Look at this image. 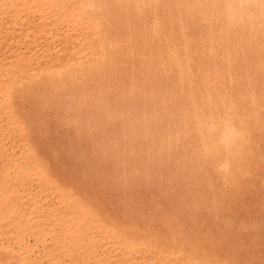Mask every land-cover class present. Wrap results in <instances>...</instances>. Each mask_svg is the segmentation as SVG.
<instances>
[{"label":"bare ground","instance_id":"obj_1","mask_svg":"<svg viewBox=\"0 0 264 264\" xmlns=\"http://www.w3.org/2000/svg\"><path fill=\"white\" fill-rule=\"evenodd\" d=\"M59 39L63 43L78 41L77 45L68 47L71 57L61 65L46 63L36 70L31 68L30 58L34 60L36 56H45L44 48L43 51L39 48L41 43L56 44L55 40ZM37 40L38 45L32 47V43L36 44ZM21 44L26 45L22 53L19 47ZM60 45L55 48L59 50ZM49 51L53 52V49ZM8 53L11 56H7ZM38 90L41 91L43 100H38L39 96L37 100L43 105L47 103L48 97L55 100L67 98V105L63 107L65 116L74 115L70 118L74 129L84 137L88 136L97 150L100 148L101 151L96 152H102L109 160L114 159L115 168H112V173H109L110 169L109 175H105L110 183H123L121 187L126 188V195H135L134 188L139 181L146 184L172 183L170 186L173 189L182 191V196H177L178 201L176 199L177 206H181L182 211L186 208L190 211L201 209L200 205L203 202L206 204L209 199L213 205L217 200L215 194L220 195L216 193L219 185L216 188L215 185L223 183L219 197L225 196L226 199L228 195L225 194H228V189L235 183L247 184V178L254 172L253 163L257 160L255 155L258 154L255 151L258 152L259 147L255 149L260 141L255 142V134H258L255 132L260 127L262 132L264 126V0H0V158L7 165V169L0 171V264H230L228 260L223 261L222 257L227 256L231 262L230 255H234V252L230 253V257L224 252V256L220 257L222 261H217L212 252V256H209L210 253L201 254L193 240L194 236L192 238L190 235L191 231L185 229L187 226L182 219H178L180 217H175L177 213H160L162 208H159L163 207L164 202L159 199L161 204L157 200L153 201L158 203L155 207H159V204L160 207L150 215L156 216L159 221L157 223L163 227V230L159 227L162 232L151 231L153 228L149 230L153 221L150 217L149 225L150 220H146L149 218L148 213L146 219L142 215L134 218L130 215L131 219L125 217L124 220L129 219L124 223L118 222L115 217H121L119 213L114 218L104 215L92 206L95 202L90 205L86 197L75 193L71 187L67 188L69 185L64 187L62 183L59 184V180L56 183L54 177L58 175L52 177L54 173L49 168L46 170L52 176L46 172L40 162L42 157L38 158L34 152L36 146L34 148L31 139H27L30 135L23 133L24 137L18 142L22 147L15 150V142L10 143V132H29L26 123L33 116L29 115L31 117L25 123V118L21 116L23 112H18L22 109L21 104L15 105V100L17 98L28 102L26 97L33 98ZM60 104L62 102L57 103L61 106ZM14 105L19 108H14ZM57 107L54 109H58ZM28 110L25 112L28 113ZM104 120L117 121L118 123L114 122L119 128L115 126L118 129H110L111 133L107 135L102 128ZM34 125L36 122L32 127ZM38 126L33 128L36 130ZM260 147L263 150L261 145ZM261 151L259 149L258 153L261 154ZM1 165L3 166L2 163ZM255 174L259 175L257 172ZM210 175H214L215 181ZM250 178L249 183L252 182ZM161 186L164 187L160 185V188ZM115 187L119 189V186ZM136 188L139 190L141 187ZM149 190L147 195L152 192ZM176 190L174 195L180 193L179 190L176 193ZM47 193L55 194L59 206H64V210L43 212L40 200ZM86 194L88 193L84 195ZM147 195L144 193L142 198L146 199ZM209 195L213 196L210 198ZM237 195L240 197V192ZM253 195L251 198H254ZM224 198L218 201L221 202ZM167 199L170 200L169 193ZM164 200L166 201L165 197ZM172 202L174 203V199ZM219 202L218 206H222ZM248 202L251 203V200ZM146 206L150 205L146 203ZM231 206L234 205L228 207ZM101 209L105 211L102 207ZM131 210L133 213V209ZM240 210L237 209V213ZM149 211L151 213L152 210ZM243 211L240 216L248 215ZM143 213L146 214V211ZM196 214H199L198 210ZM196 214L195 217L191 215L192 221L199 217ZM252 215L249 216H255ZM237 218L239 217L235 219ZM207 219L205 224L208 223ZM255 219L253 221L258 222V218ZM248 220H251L250 217ZM241 221H245V218L239 220ZM50 223L58 226L57 232L49 226ZM193 223L196 225V222ZM209 224L206 225L209 227ZM236 224L237 222L234 223ZM190 227L191 224L187 228ZM209 228L206 232L211 231ZM241 228L242 226L239 230ZM191 229L193 234L198 233L194 232L193 226ZM231 229L228 230L232 231ZM259 230L261 232L260 228L257 231ZM212 233L209 234L213 235ZM27 236L33 237L35 245H42L43 255L40 258L32 253L34 246L25 243ZM46 237H49L50 245H46ZM197 240L201 241L200 238ZM218 240L224 242L222 238ZM228 242H237V239ZM211 243L209 246L213 245ZM254 243L250 245L253 246ZM96 244L101 248L99 253L96 251ZM215 244L213 246H217ZM246 245L248 249V244ZM203 247L207 246L204 244ZM245 247L243 254L247 250ZM260 252L262 254L263 251ZM235 256L240 261L241 258ZM242 259L244 261V257ZM238 260L234 259L232 262L236 261L238 264Z\"/></svg>","mask_w":264,"mask_h":264},{"label":"rangeland","instance_id":"obj_2","mask_svg":"<svg viewBox=\"0 0 264 264\" xmlns=\"http://www.w3.org/2000/svg\"><path fill=\"white\" fill-rule=\"evenodd\" d=\"M55 41H57L56 42V44L58 45H60V43H61V45H60V48H59V50H58V48H55V47H59V45L57 46L56 44H54L53 42L52 43H49L48 44V42L47 43H41V45L42 46H39V48L42 50L43 48H44V51H43V53H44V57H39V56H36V57H34V60H32V58H30L29 60V65H30V67L31 68H33V69H38V68H41V67H43V66H45L46 65V63L47 64H49V63H53V64H55V65H61L62 63H65L66 61H67V59L69 58V57H71L70 55H71V50L69 49V48H71V47H73L75 44L77 45V43H78V41L76 40H69V41H67V42H65V43H63V42H61L62 40L61 39H59V40H55ZM71 41V42H70ZM38 42H39V40H37L36 41V44H34V43H32L31 45H32V47H36L37 45H38ZM58 42H60V43H58ZM68 42H70V43H68ZM63 43V44H62ZM53 44V45H52ZM50 45V46H49ZM56 45V46H55ZM25 46L26 45H19V47H21V49H22V51H21V49H20V53H22L23 52V49L25 48ZM44 46V47H43ZM49 46V47H48ZM54 46V47H53ZM64 46V47H63ZM34 47V48H35ZM45 47H47V49H45ZM67 47V48H66ZM69 47V48H68ZM53 49V52L51 51H49V50H52ZM54 49H55V51H54ZM25 51V50H24ZM67 51H68V53H67ZM58 52H60V54H58ZM67 54H68V56H67ZM7 56H11V53H8V54H6ZM25 55L27 56V54L25 53ZM52 57H51V56ZM53 56H55V57H53ZM61 56V57H60ZM60 57V58H59ZM65 59H64V58ZM40 58V59H39ZM47 58V59H46ZM38 61H37V60ZM32 60V61H31ZM43 60V61H42ZM65 60V61H64ZM36 62V63H35ZM42 63H44V65H41ZM35 64V65H34ZM37 65V66H36ZM41 91L40 90H38V92L36 91V99H35V101H34V99L33 98H35V96L33 95V98H32V96H30V97H26V98H28V102L24 99V101H26V102H23L22 100L20 101L19 99H17L16 98V100H15V105L17 104V105H19L20 106V104H21V106H20V108H22V109H20V111H18L19 113H21V112H23V113H21V116L23 117V119L25 118V123L30 119V117L33 119H30L28 122L30 123V126L31 127H29V123H26V127H27V125H28V129H27V131H29V132H19V131H11L10 132V135H9V139H10V143H13V142H15V144H14V146H15V150H19L20 148L19 147H22V144H19L20 143V138H23L24 137V134L23 133H27L28 135H30V136H32V138L30 137V136H28L27 137V139L28 140H30L31 139V144L34 146V148H35V146H36V149H35V154L38 156V158H41L40 159V162L42 163V165H43V167H44V169L46 170V168L48 169L49 168V170L52 172V173H54L53 174V176L52 175H50V171L49 170H46V172L48 171V174H49V176H52V177H54V176H57V177H54V181H56V183H58V180H59V184H61L62 186L64 185V187H67L68 185H69V187H67V188H70V189H72V191H75V193L77 192V193H79V195H81V196H83V197H86V199H87V202H89L90 203V205H92V203H94L92 206L93 207H95V209L98 211V210H100L99 212L100 213H102V214H104V215H109L110 217H112V218H114L116 215H118V213L120 214V215H122L121 217L118 215L117 217H115V219L118 221V222H121V223H124L123 221H125V220H128L129 218H130V215H131V218H134L135 216H140V217H142L143 216V218L145 217V219L146 218H148V219H146V220H150V217H151V220L153 221V225H152V223H151V220H150V222H149V225H150V223H151V227L149 228V230H151L152 228V230L151 231H154V232H160L159 230H163V227L161 228V226H160V224H158L159 223V221H158V219L156 220V216L154 217L155 219H152L153 217L150 215V214H154V212H155V209L156 208H159L160 207V202H164V203H162V205H163V207H160L159 208V210L162 208V210H160L161 212V214H163V215H166V214H176L177 213V216H175V217H180V218H178V219H182V222L187 226V227H189L190 226V224H191V227L190 228H187L186 226V230H188L189 229V231H191L190 232V235L192 236V238H193V236H194V238H196V239H194L193 238V240L197 243L196 245H197V250L201 253V254H207L208 255V253H210L209 254V256H212V255H214V258H217V261H222L221 260V258L220 257H222V256H224V252H226V254L225 255H230V253L231 254H233V252L235 253L234 255H230L231 256V260L233 261L234 259H236V260H238L237 259V257L235 256V255H237L238 256V258L240 259V261L238 260L237 262H239L238 264H242V263H244V264H259L261 261H264V244H263V242H264V229H262V225H264V221H262L261 222V220H264V211H262L263 209H264V199L262 200V198L264 197H262V195H264V174H263V172H264V163H262L264 160H261V159H263L264 158V126H263V129H262V132H260L261 131V129L260 128H262V127H260V128H258L256 131H258V132H255V133H258L259 134V137H257L258 136V134H255V142L257 143V141H260V142H258V144H259V146H257V148L255 149V150H257L258 149V147H259V149H260V151L262 150V148L260 147V145L263 147V150L261 151V154L260 153H258L259 152V149L257 150L258 152H256L255 151V153L256 154H258V155H255L256 157V162L254 161V165L255 166H257V167H253V169H256V170H253L252 169V171H254L255 173L257 172V173H259V175H256L254 172H251V174H252V176L251 175H249V177L247 178L248 179V181H249V178H250V176H251V180L250 181H252V182H248L247 181V184H245V183H235L234 184V186L232 187V188H230V187H226V188H230V189H228V194L226 193V191L225 190H227V189H225L224 190V193H226L225 195H228V196H226V199L228 200H230V202L229 201H227L224 197L225 196H221V197H219L220 195H221V191L223 190H221V185L223 184H216V183H212V185H215V188H216V186L217 185H219V187L217 186V188L218 189H216V193H218L217 195H219V196H216V194H215V197L217 198V200L216 201H218L220 198H224V199H222V203L221 202H219V205L221 204L222 206H224L225 207V209H223L224 207H222V206H218V202H213V205H212V200L211 199H209V201L207 200L206 202V204H205V202H203V204H201L200 206H202L203 207V209H202V207H200L201 209H196V210H187V208L185 209V207H182V208H184L185 210H187V211H185V210H183V211H185V212H183L182 211V209H180L181 208V206H177V201H178V197H181L182 195H181V193H182V191L180 192V190L178 191V190H176V189H173L172 187L173 186H170V184L172 185V183H170L169 185L166 183H154V182H152L151 184H154V185H156L155 187H152V186H154V185H151L150 183H148V184H146V183H144V182H142L141 183V181H139V182H136V185L138 186V188H139V186L141 187V188H143V189H147V188H149V189H145L144 191L145 192H143V189H141V188H139V190L136 188L137 186L135 185V183H132V185L134 184L135 185V190L137 189V191H135L134 190V193H135V195H133V196H131V192H129V193H131V194H129V195H126V193H125V187L123 186V187H121L122 186V184L123 183H118V181H115L116 183H114V181H111L112 183H110V181L109 180H107V176L106 175H109V173H112V168L114 169L115 168V162H114V159L113 158H110V160H109V158H105L103 155H102V152H100L101 153V155H100V153H98L99 151H101V150H99L100 148L98 147V150H97V148L92 144V141H91V139L90 140H88V138L85 136L84 137V135H82V134H79L78 133V131L76 130V129H74V125H72V120L70 119V118H72V116H74V115H72V116H69V115H66L65 116V112L63 111L64 110V108L63 107H66V105H67V98L66 97H62V98H56V100H55V98H53V97H48V99L46 100V104H40V102H38V100H40V99H42L41 98ZM40 94V95H39ZM38 96H39V99H38ZM30 98V99H29ZM33 99V101H32V99ZM47 98V97H46ZM65 98V99H64ZM38 99V100H37ZM54 101H53V100ZM58 99H61V100H58ZM63 99V100H62ZM29 100H31V101H29ZM43 100V99H42ZM52 100V101H51ZM18 101V102H17ZM41 101V100H40ZM20 102V103H19ZM23 102V103H22ZM37 102V103H36ZM50 102V103H49ZM53 102H56V103H52ZM62 102V104L63 103H65L64 105H62V104H60L61 106H59V105H57V103L59 104V103H61ZM33 103H35V104H33ZM39 103V104H38ZM49 103V104H48ZM23 104V105H22ZM26 104V105H25ZM50 104H52L51 105V108H49L50 107ZM14 105V108H16V109H18L19 108V106H18V108L16 107ZM25 105V106H24ZM33 105V106H32ZM39 105V106H38ZM48 107V108H45L46 106ZM29 107L30 106V108H27V107ZM37 106V107H36ZM44 106V107H43ZM54 106V107H53ZM55 106H58L57 108L58 109H54L55 108ZM53 107V108H52ZM61 107V108H60ZM60 108V109H59ZM30 111H29V110ZM23 110V111H22ZM25 110H28V113H31V114H28L27 113V111L25 112ZM264 112V111H263ZM26 113V114H25ZM52 113V114H51ZM56 113H58V115L56 114ZM61 113V114H60ZM63 113V114H62ZM27 115V116H26ZM29 115H31V116H29ZM71 115V114H70ZM66 118H65V117ZM27 117V118H26ZM64 118V119H61V118ZM66 119V120H65ZM27 120V121H26ZM69 120V121H68ZM67 121V122H66ZM115 120H107V121H105L104 120V126L102 127V128H104V132H106V134L108 135L109 133H111L110 131L111 130H117L119 127V125L117 124L118 122L117 121H115V122H117V123H115L114 122ZM34 122H36V125H34L33 127H37V125H39L38 127L39 128H37V129H39L38 131H37V129L35 130L33 127H32V125L34 124ZM112 122V123H111ZM38 123V124H37ZM113 124V125H112ZM115 124V125H114ZM117 124V125H116ZM113 126V128H111ZM115 126L116 127H118V128H115ZM35 127V128H36ZM31 128V129H30ZM30 129V130H29ZM33 129V130H32ZM111 129V130H110ZM260 129V130H259ZM32 130V131H31ZM106 130V131H105ZM107 131H109V132H107ZM13 135H12V134ZM18 133V134H17ZM29 133H31V134H33V135H31V134H29ZM263 133V134H262ZM23 134V135H22ZM262 134V135H261ZM22 135V136H21ZM262 136V138H260L261 136ZM34 136V137H33ZM90 137H93V136H90ZM16 138V139H15ZM13 141H12V140ZM18 139V140H17ZM257 139H259V140H257ZM261 140H263V141H261ZM19 142V143H18ZM9 144V143H8ZM35 144V145H34ZM90 144V145H89ZM257 144V145H258ZM91 145H92V147H91ZM17 146V147H16ZM96 148V149H94V148ZM93 148V149H92ZM38 149V150H37ZM39 153H38V152ZM96 151H98V152H96ZM99 155H98V154ZM40 154V155H39ZM98 156H101V158L100 157H98ZM259 156V157H258ZM262 156V157H261ZM92 157V158H91ZM104 159H103V158ZM90 158V159H89ZM100 158V159H99ZM261 158V159H260ZM106 159H108V160H106ZM258 159H260V160H258ZM2 160V161H1ZM45 160V161H44ZM98 160L100 161V162H98ZM104 160H106V162H104ZM0 171L2 170V171H4L5 169H7V165H6V163H5V165H4V160L2 159V158H0ZM44 161V162H43ZM103 161V162H102ZM260 162V164L262 165L261 167L259 166L260 164H259V162ZM262 161V162H261ZM46 162V163H45ZM111 162V163H110ZM1 163L3 164V166L1 165ZM105 163V164H104ZM109 163V165H107ZM110 164H114L113 166L112 165H110ZM259 164V165H258ZM2 166V167H1ZM5 166V167H4ZM260 167V170H259V167ZM109 167V168H108ZM110 169H111V172H109L110 171ZM258 169V170H257ZM91 171V172H90ZM99 174H98V173ZM109 172V173H108ZM101 173H102V175H101ZM254 173V174H253ZM105 176H104V175ZM261 174V175H260ZM59 175H60V178H59ZM253 175H256V176H254L253 177ZM211 176V178L214 180L215 178L213 177L214 175H210ZM57 178V180H55ZM62 178V179H61ZM258 178V179H257ZM260 178V179H259ZM53 179V178H52ZM63 180L62 182H61V180ZM253 179H257V181H254ZM262 180V181H261ZM65 181V182H64ZM66 181H67V183H66ZM70 181H75V182H71L70 183ZM108 181H109V183H108ZM215 181V180H214ZM258 181H260V182H262V183H259ZM258 183L257 185H255L254 183ZM141 183V184H140ZM248 183L250 184L249 186H246V185H248ZM74 184V185H73ZM115 184V185H114ZM117 184V185H116ZM120 184V185H119ZM124 184H128V183H124ZM131 184V183H130ZM142 184H144V185H142ZM237 184V185H236ZM242 184V185H241ZM245 184V185H244ZM254 184V185H253ZM262 185V186H260V185ZM66 185V186H65ZM80 185V187H78ZM147 185H150V186H147ZM160 185H163L164 187H162L161 186V188H160ZM165 185H167L168 187H165ZM73 186V187H72ZM86 186V187H85ZM115 186H119V189H122V190H119L118 188H116ZM142 186H144V187H142ZM159 186V187H158ZM246 186V187H245ZM254 186H256V187H254ZM33 187V186H32ZM74 187H76V188H74ZM85 187V188H84ZM88 187V188H87ZM112 187H114L113 189H112ZM235 187V188H234ZM242 187V188H241ZM245 187V188H244ZM251 187L253 188V190L255 189V191H256V193H255V191H253V190H251V191H253L254 193H251V191L249 190V189H251ZM84 188V189H83ZM116 188V189H115ZM124 188V189H123ZM166 188H168V189H165ZM237 188V189H236ZM239 188V189H238ZM242 190H241V189ZM243 188L246 190V193L249 195V197H248V195L246 194V193H244L245 192V190H243ZM256 188H257V190H256ZM261 188V189H260ZM78 189V190H77ZM82 189L85 191H82ZM87 191H86V190ZM88 189H90V191L88 190ZM155 189H158V190H155ZM172 189V190H171ZM234 190V191H236V192H234V191H230V190ZM148 190L149 191H151L152 190V192H149L150 194H148L147 195V193H148ZM160 190H161V192H160ZM164 190V191H163ZM168 190L170 191V192H168ZM175 190H176V193H177V191L178 192H180L178 195L176 194V195H174V193H175ZM220 190V191H219ZM239 190H241V191H239ZM249 190V191H248ZM143 192V194H142V192ZM147 191V192H146ZM165 191H167L166 193H165ZM240 192V197H239V195H237V194H239V192ZM259 191V192H258ZM83 192H84V194L85 193H88V194H86V195H84L83 194ZM90 192H91V194H90ZM140 192V193H139ZM154 192H155V195H154ZM229 192H232V193H230L229 194ZM261 192V193H260ZM123 193H124V195H123ZM133 193V194H134ZM144 193H145V195H147V196H145V198L146 199H144V198H142L143 196H144ZM161 193V194H160ZM168 193H169V197H170V200H168L167 199V197H168ZM237 193V194H236ZM261 195H260V194ZM141 194H142V196H141ZM151 194H153V195H151ZM167 194V195H166ZM234 194H235V196H237V197H235L234 196ZM243 194V195H242ZM245 194H246V196H245ZM254 194V195H253ZM255 194H256V196H255ZM52 195V196H51ZM92 195H94V196H92ZM139 195V197H137ZM158 196V197H155V196ZM161 195V196H160ZM167 197H166V196ZM170 195H172V196H170ZM251 195H253L254 196V198L252 197L251 198ZM50 196V197H49ZM55 196V197H54ZM89 196H90V199H88L89 198ZM135 196H136V198H135ZM141 196V197H140ZM178 196V197H177ZM210 196V195H209ZM213 195H211L210 196V198L212 197ZM230 196H233V197H231L230 198ZM245 196V197H244ZM95 197V198H94ZM124 197H125V199H124ZM130 198V199H126V198ZM150 198V200H147V199H149ZM160 197V198H159ZM162 197H163V199H162ZM164 197H165V199H166V201L164 200ZM171 197H173V198H171ZM175 197V198H174ZM235 197V198H234ZM262 197V198H261ZM91 198H92V201L93 202H91ZM138 198V199H137ZM140 198V199H139ZM234 198V199H233ZM239 198V199H238ZM242 198H243V200H242ZM260 198V199H259ZM44 199V200H43ZM85 199V198H84ZM98 199V200H97ZM160 200V202H159V200ZM174 199V203H176V204H174L173 202H172V200ZM176 199H177V201H176ZM242 201H241V200ZM245 199H247V200H245ZM55 200H56V204H55ZM123 200H124V203H123ZM144 200V201H143ZM156 202V200H157V202L158 203H160L159 204V207H155V206H158V203H155L154 201ZM221 200V199H220ZM235 200H237V201H235ZM240 200V201H239ZM249 200H251V203L250 202H248ZM253 200V201H252ZM41 202V204H42V211L43 212H45V211H49V210H55V211H57V212H60V211H62V210H64V206H59V204H58V201H57V197H56V195L55 194H50L49 195V193H47V196H43L42 198H41V200H40ZM54 201V202H53ZM129 201V202H128ZM171 201V202H170ZM224 201H227V203L229 202V204L228 205H226V204H224ZM259 201H263L262 203H260ZM102 202V203H101ZM127 202V203H126ZM131 202H133L134 204H137L136 206H134V204H132ZM149 202V203H148ZM153 202V203H152ZM242 203V204H240V203ZM257 202H259V203H257ZM131 203V204H130ZM143 203H145L144 205H142ZM146 203H147V205H150V206H146ZM155 203V204H154ZM173 203V204H172ZM233 203V204H232ZM240 204V205H238V204ZM54 204V205H53ZM138 204H139V206H138ZM172 204V205H171ZM236 204H237V206H236ZM52 205V206H51ZM56 205H58V206H56ZM96 205V206H95ZM98 205V206H97ZM101 205H103V206H101ZM123 205V206H122ZM142 205V206H141ZM164 205H166L165 207H164ZM168 205V206H167ZM175 207H174V206ZM213 207H211V206ZM215 205H217V207L215 206ZM226 205V206H225ZM230 205H234V206H231V207H228V206H230ZM242 205V206H241ZM246 205H248L247 207H244V206H246ZM256 205H257V207H256ZM259 205V206H258ZM263 205V206H262ZM46 206V207H45ZM132 206V207H131ZM134 206V207H133ZM155 208H154V207ZM206 208H205V207ZM208 206H209V209H208ZM98 207V208H97ZM101 207L103 208V209H105V211L104 210H102L101 209ZM125 207H127V209L125 208ZM130 209H129V208ZM148 207H150L149 209H148ZM178 207V208H177ZM234 207L235 208H237L238 210H240L241 208L244 210H240V213H237V212H239V211H236L237 209H234ZM239 207H241L240 209H239ZM251 207V208H250ZM122 208V209H121ZM137 208V209H136ZM146 208V209H145ZM153 208V209H152ZM172 208V209H171ZM205 208V209H204ZM218 209V208H220V209H218V210H216V209ZM258 208H259V210H261L262 211V214H263V216H262V214L260 213L261 211H259L258 210ZM262 208V209H261ZM44 209V210H43ZM124 209H126V210H124ZM129 209V210H128ZM131 209H133V213H135L136 215H133V213H131L130 211H132ZM142 209V210H141ZM148 209V210H147ZM168 209H170V210H168ZM207 209V210H206ZM251 209H253V210H251ZM256 209V211H254ZM122 210V212H119V211H121ZM140 210V211H139ZM149 210H152L151 211V213H150V211ZM168 210V211H167ZM171 210H173V211H171ZM175 210H178L179 211V213L182 215V216H178V215H180L179 213H178V211L177 212H175ZM181 210V211H180ZM197 210H198V212H199V214H196L197 213ZM208 210H209V212H208ZM216 210V211H215ZM249 210H251V211H249ZM117 212V214H115L116 212ZM125 211H126V213H125ZM146 211V214L145 213H143V212H145ZM168 213H167V212ZM171 213H170V212ZM202 211H203V213H202ZM211 211V212H210ZM217 213H215V212ZM227 211V212H226ZM231 211V212H230ZM242 211L243 212H245V213H247L248 215H246V214H243V216H240L241 215V213H242ZM254 213H253V212ZM257 211H258V213L259 214H257ZM105 212V213H104ZM138 212H142L143 214H140V213H138ZM173 212V213H172ZM206 212V213H205ZM233 212V213H232ZM125 213V214H124ZM149 214V216H148V214ZM156 213H157V211H156ZM184 214V218L186 219H184V218H182L183 217V214ZM190 213V214H189ZM213 213H215V214H213ZM253 215H255V216H253ZM114 214V215H113ZM126 214H128V215H126ZM137 214H139V215H137ZM190 216H189V215ZM195 214H196V216H199L198 218L196 217V219L195 220H191V218L193 219V217H191V215L192 216H194L195 217ZM207 214V215H206ZM210 214V215H209ZM213 214V215H212ZM219 214V215H218ZM222 214V216L224 215V218L221 216L220 217V215ZM240 214V215H239ZM124 215V216H123ZM142 215V216H141ZM202 215L205 217H202ZM217 215V216H216ZM233 215H235V216H233ZM244 215L247 217V219H246V217H244ZM249 215H252L253 217H251V216H249ZM260 215V216H259ZM148 216V217H147ZM185 216H187V217H185ZM201 216V217H200ZM257 216H259V217H257ZM118 217H120V219L118 218ZM125 217H129L128 219L126 218L125 220H124V218ZM220 219H219V218ZM230 217H233V218H230ZM236 217H239V218H237V219H235ZM245 218V221H241V222H239V220H244V218ZM249 217H250V221L248 220L249 219ZM130 218V219H131ZM208 218V219H207ZM210 218V219H209ZM214 218V219H213ZM226 218V219H225ZM254 218H258V222L257 221H253V219ZM123 219V220H122ZM139 219V218H138ZM205 219H207L208 221V223H206V224H209V221H210V224L212 225H210L209 224V227L211 228H209L206 224H205V222H206V220ZM212 219V220H211ZM216 219V220H215ZM219 219V220H218ZM231 219V220H230ZM255 219V220H256ZM199 221V220H201V221H199V222H197V221ZM205 220V221H204ZM214 220L217 222H214ZM234 220H236L235 222H234ZM247 220V221H246ZM155 221V222H154ZM229 221H230V224H229ZM231 221H232V223H231ZM158 222V223H157ZM193 222H196V225H195V223H193ZM201 222V223H200ZM226 222V223H225ZM237 222V224L236 225H234V223H236ZM251 224H250V223ZM255 222L257 223V224H255ZM158 224V225H154V224ZM188 223V224H187ZM238 223H242V224H238ZM247 223V224H246ZM254 223V224H253ZM260 223V224H259ZM207 226V227H202V226ZM223 224V225H222ZM229 224V225H228ZM231 224H233V225H231ZM54 225V226H53ZM49 224V226L52 228V229H54L55 231L57 230L56 228H58V226L57 225H55V224ZM199 225V226H198ZM240 225V226H239ZM257 225V226H256ZM192 226H193V228H194V232H198V233H195V234H193L192 232H193V230L191 229L192 228ZM201 226V227H200ZM214 226V229L212 228ZM221 226H223L221 229H219V227H221ZM228 226V227H227ZM233 226V227H232ZM238 226V229L236 228ZM242 226V230L240 229L239 230V228ZM244 226H246V228H248V230L246 229V228H244ZM251 226H253V227H251ZM254 226H256V227H254ZM260 226V227H259ZM161 229H160V228ZM198 227V228H197ZM216 227V228H215ZM235 227V228H234ZM249 227H251V228H249ZM209 228V230H211L210 232L208 231V232H206V229H208ZM226 229V231H224L225 229ZM232 228V229H231ZM258 228H260L261 229V232H260V230L259 231H257L258 230ZM263 228H264V226H263ZM224 229V230H223ZM228 229H231L232 231H230V230H228ZM253 229V230H252ZM162 230H161V232H162ZM196 230V231H195ZM201 230H205L204 232L203 231H201ZM213 230H215V231H213ZM217 230V231H216ZM249 230H251V231H249ZM254 230L255 231H257V232H254ZM58 231V230H57ZM56 231V232H57ZM188 231V232H189ZM199 231L201 232V233H199ZM212 231H213V233H212ZM221 231V232H220ZM235 231H237V232H235ZM240 231V232H239ZM246 233H245V232ZM214 232H217V233H215L214 234ZM232 232H234V233H232ZM243 232V233H242ZM249 232V233H248ZM203 233V234H202ZM204 233H205V235H204ZM208 233V234H207ZM209 233H212L213 235H211V234H209ZM223 233H225V235H223ZM227 233H229V236L230 237H228V234ZM232 233V234H231ZM243 234V236L241 237V235ZM251 233H252V236H251ZM253 233H256V235L254 236L253 235ZM263 233V234H262ZM199 234H200V236H199ZM218 234H219V236H218ZM231 234V235H230ZM238 234H240V235H238ZM250 234V235H249ZM258 234V235H257ZM260 234H261V236H260ZM211 237H210V236ZM218 237H217V236ZM198 236V237H197ZM201 236H202V238H201ZM204 236V237H203ZM209 236V237H208ZM214 236H216V237H214ZM234 236V237H233ZM235 236H236V238H235ZM239 236V237H238ZM250 237V238H248V237ZM254 236V237H253ZM256 236H258V237H256ZM27 237H29L28 239H27ZM25 239L26 240H29V241H26L25 240V243H29L30 245H32V246H34L33 248H32V253L36 256V258H40L42 255H43V247H42V245L40 244V243H38V244H34V240H33V237L32 236H27ZM228 238V239H224V238ZM198 238H200V240L201 241H203V242H198L199 240H197ZM203 238H204V240H203ZM213 238H216L215 240L213 239ZM220 238H222V241H224L223 243L221 242V241H219L218 239H220ZM232 238L234 239V240H236L237 239V242H228V241H234V240H232ZM240 238V239H239ZM242 238H244V239H242ZM245 238H247L246 240H245ZM261 238V239H260ZM207 239H209V240H207ZM211 239V240H210ZM248 239H250V240H248ZM33 240V241H32ZM48 240V241H47ZM245 240V241H244ZM248 240V241H247ZM256 243V245H255V243L253 242V241ZM258 240H260V241H258ZM46 241L47 242H45L46 243V245H50L51 244V242H50V240H49V237H46ZM211 243L212 241H215V243L214 242H212L211 243V245L213 244H215V245H217V246H220L219 248L217 247V246H209L210 245V243ZM241 241V242H240ZM250 241H252V242H250ZM257 241V242H256ZM32 242V243H31ZM206 242V243H205ZM225 242H227V243H225ZM238 242L240 243V244H238ZM247 242V243H246ZM201 243V244H200ZM234 243V244H233ZM239 245H237V244ZM252 243H254L253 244V246L252 245H250V244H252ZM258 243H262V245H257ZM204 244H205V246H207V247H203L204 246ZM224 244H227V246L228 245H230V246H228V247H226V245L224 246ZM246 244H248V249H247V245ZM38 245V246H37ZM199 245V246H198ZM243 245V246H242ZM35 246H37V247H35ZM96 251H98V253H99V251L101 252V248L96 244ZM223 246V247H222ZM234 246V247H233ZM243 248H242V247ZM244 246H246L245 248L247 249V250H249L250 252H248L246 249V251H244V254H243V249H244ZM256 246H259V247H256ZM226 247V248H225ZM234 249H233V248ZM254 247H256V248H254ZM262 249H261V248ZM98 248V249H97ZM198 248H200L201 249V251L198 249ZM210 248V249H209ZM214 248V249H213ZM218 248V249H217ZM220 248L223 250V252H222V250H220ZM252 248L254 249V250H252ZM260 248V249H259ZM37 249H39V250H37ZM216 249V250H215ZM238 249H240V250H238ZM242 249V250H241ZM256 249H259L260 251H263L262 252V254H261V252L259 251V250H256ZM35 250V251H34ZM213 250H215V251H213ZM233 250V251H232ZM235 250H237V251H235ZM207 251H210V252H207ZM218 251L220 252L221 251V253H219V254H221V255H219L218 254ZM242 252V254H240L239 255V253H241ZM252 251V252H251ZM36 252V253H35ZM39 252H41V253H39ZM211 252H212V255H211ZM238 252V253H237ZM245 252H247V253H245ZM255 254H254V253ZM37 253L40 255H37ZM228 253V254H227ZM249 253H251L250 254V256H251V258H250V256H249ZM256 253H258V254H256ZM260 253V254H259ZM32 254V255H33ZM216 254V255H215ZM247 254H248V256H247ZM252 254H254V255H252ZM33 255V256H34ZM241 255H243V256H241ZM256 255H257V257H259V259H257V257H256ZM260 255V256H259ZM262 255V256H261ZM229 256V257H230ZM235 256V258H233V257ZM245 256H246V258H245ZM252 256H254V257H252ZM244 257V261H243V258ZM250 258V259H252L251 261H253V262H251L250 261V259H248V258ZM224 260L223 261H227L228 260V262L230 263V264H235L236 263V261H234V263L231 261H229V259L230 258H228L227 256H225V258L224 257H222ZM262 258V260H260ZM226 259V260H225ZM245 260H247V261H245ZM243 261V262H242ZM254 261H256V262H254ZM258 261H260V262H258ZM250 262V263H249ZM237 264V263H236ZM260 264H264V262L262 263H260Z\"/></svg>","mask_w":264,"mask_h":264}]
</instances>
